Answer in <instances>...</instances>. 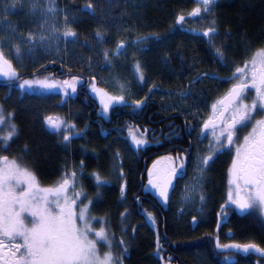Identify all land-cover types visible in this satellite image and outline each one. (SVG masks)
I'll return each instance as SVG.
<instances>
[{"label": "trees", "instance_id": "trees-1", "mask_svg": "<svg viewBox=\"0 0 264 264\" xmlns=\"http://www.w3.org/2000/svg\"><path fill=\"white\" fill-rule=\"evenodd\" d=\"M86 2H56L61 9L67 4L70 14L79 17L80 22L75 27L81 41L91 39L97 28L96 22L86 11H74L83 8ZM195 6L196 0H127L126 5L122 0L120 6L114 8L113 14L127 11L129 15L123 18L124 21L135 24L138 31L117 34L113 28L110 30L111 38L103 47L114 50L118 39L134 38L140 34L165 35L175 22V14L183 12L188 17L187 13ZM214 15L221 19L223 26L231 28V45L235 51H230L229 55L238 62L247 58L242 38L247 36L255 40L264 35V0H219ZM186 20L187 23L173 30L166 44L158 46L149 41L140 45L145 50L135 56V49L129 48L125 55L113 60L112 66L106 65L102 55L96 51L89 52L71 44L67 46L68 55L62 52L53 58L39 56L35 65L24 60L21 53L17 59L25 65L23 70H18L22 79H31L35 73L37 78L59 80L62 85L59 89H63L66 86L62 81L76 76V92L68 88L66 96L58 92L40 95L35 90L28 92L19 89L20 81L0 82V106L5 113H15V122L20 129L19 139L0 155H7L10 159L23 156L25 163H34L35 171L45 187L59 179L67 160L69 171L75 169L78 173L77 182L82 185V191L96 201L90 206V214L107 219L105 226L115 236L113 255H121L117 245L122 236L121 230H126L123 239L127 252L123 253V264H264V256L251 250L244 253L239 249L216 247L217 242L221 245L255 242L264 246V220L258 213H241L231 206H225L226 215H218L222 212L220 205L227 200L232 151L217 155L205 173L201 191L207 198L202 204L199 200L193 212L182 214L174 202L179 182L172 191L170 202L164 207L159 204L157 197L144 195L142 191V186L147 182L148 170L153 169L158 162L165 166H169L171 161L177 164L185 162V172L189 171L192 161L161 158H175L178 153L186 155L182 150L189 149V141L192 143L191 151L195 154L197 132L188 136L186 120L198 123L202 118H207L210 105L229 88L227 83L203 80L192 88L196 93H200L201 87L204 89L195 107H191L190 101L181 100L178 92L184 90L198 71L217 70L221 77L229 75L219 70L202 36L190 31L206 27L207 20ZM165 53L170 56L168 63L162 59ZM89 56L95 61L90 70L87 64ZM9 58L16 66L14 59ZM136 60L146 67L147 83L140 84L135 78ZM103 74H112L124 83H131L126 93L129 104L133 100L143 99L147 94L150 98L143 109L133 112L131 107L117 104L110 108L107 117H103L86 87L87 83H95L98 89L109 92L98 82ZM153 84L156 88L149 93ZM174 104L180 108L191 107L193 112L199 109V115L189 117L187 113L170 111ZM51 115L68 119L76 126L77 135L71 139L67 152L57 144L56 137L49 135L43 128L42 118ZM129 130L137 132L140 137H147V145L140 149L134 148L126 137ZM24 143H39L41 147L32 155L24 156L21 152ZM117 151L120 153L119 158L115 156ZM81 160L85 165L82 175L79 169ZM121 166L125 180L119 179ZM93 172H99L108 181L100 189L102 195L99 198L96 197L95 181L90 175ZM125 181L127 187L122 197L120 185ZM78 189L81 190L80 187ZM137 196L140 197L139 202L135 199ZM84 201L88 203L87 199ZM125 208L129 211L122 222L120 213ZM148 213L155 218V224L148 220ZM194 215L196 223L190 221Z\"/></svg>", "mask_w": 264, "mask_h": 264}, {"label": "snow or ice", "instance_id": "snow-or-ice-1", "mask_svg": "<svg viewBox=\"0 0 264 264\" xmlns=\"http://www.w3.org/2000/svg\"><path fill=\"white\" fill-rule=\"evenodd\" d=\"M122 0H87L83 8L74 9L75 12L86 11L88 16L97 24L91 39L79 38L76 30L80 20L74 14H70L69 6L59 8L55 0H48V5L42 6L39 0H0V25L5 28V34L0 35V76L8 81H22L18 84L22 91H32L33 88L51 90L58 87L61 82L52 78H37L35 73L31 79H22L17 67L9 58V53L14 50L17 58L20 57L22 49L29 53L37 48H42L51 55L53 51L61 52L63 43V54L68 55L67 46L85 48L89 52L96 51L102 55L106 65L112 66L116 57L125 55L129 48L135 49L133 56L145 49L140 45L149 41L155 42L158 46L166 44L172 32L177 26H183L188 21L183 12L175 14V22L170 27L169 33L159 35L157 33L140 34L134 38L118 39L114 50H109L103 46L111 38L110 30L115 28L117 34L137 32L135 24L127 23L124 17L129 15L127 11H121L114 15V8L120 6ZM125 5L127 0H123ZM17 7L28 8V15L35 17L39 13V19L25 23H32L34 28L25 30L17 22L13 24L9 20V15ZM217 7V0H196V6L187 13L188 17H199L207 20V26L201 29H191L193 34L200 35L205 44L212 52V59L219 66L220 71L229 73L221 77L217 70L197 72L192 77L189 84L178 95L182 101H190L191 107L196 106L200 94L204 92L203 87L200 93L192 91V88L203 80L218 81L227 83L230 87L224 94L219 96L211 104V111L207 118H202L200 122L193 123L186 120L188 136L197 133L200 139L196 142V152L193 155L192 143L189 141V149L182 150L186 155L173 157H162L167 160L195 161L194 170L197 175L194 177L195 188L202 189L205 183V173L210 169L211 164L217 158V153L222 149L235 147L232 156L231 166L228 170L227 200L220 205L222 210L218 215H226V205H234L241 212L255 210L261 217H264V35L255 40L244 36L242 44L245 56L239 62L229 55L230 51H235L232 47V31L230 27L222 25L221 19L214 15ZM211 17V18H209ZM62 18L63 23L58 21ZM223 27V33L221 28ZM26 32V34H25ZM218 38L219 42H218ZM256 45H259L256 47ZM5 46L9 52H5ZM255 50L253 51V48ZM248 53H251L248 56ZM63 59V57H62ZM168 63L170 56L165 53L162 57ZM55 62V61H53ZM95 61L91 56L87 58L89 70ZM43 67V65H42ZM135 78L140 84L147 83L146 67L136 60L134 63ZM78 78L72 76L65 79L62 84L66 86L62 90L68 95L67 89L76 92ZM92 92L100 97L102 109L107 114L114 105L125 104L133 109H143L150 98L147 94L143 99H136L128 103L127 91L131 88V83H120V94L110 95L103 89H98L94 84L90 85ZM156 85L149 88V93L153 92ZM251 99L249 101L250 94ZM191 107L180 108L174 104L170 111L187 113L189 117L199 115ZM8 123L6 134L0 136V152L8 151L12 143L19 139V126L15 122V113L7 112L0 106V124ZM42 124L45 132L55 136L57 144L66 152L71 143L72 137L68 134L74 132L75 124L68 119L53 118L44 116ZM211 139L206 149H200L199 145L203 139ZM242 140H241V134ZM62 137V139H61ZM133 143L137 149L147 145L148 138L133 137ZM41 145L24 143L21 152L24 156L37 152ZM119 158L120 153H115ZM35 164L24 162V157L9 158L7 155H0V264H123V253L127 252L122 229V236L117 247L120 248L121 255H113L114 234H110L107 227L106 217H95L91 213V205L95 200L87 197L82 191V185L77 184L78 173L75 169L69 171L68 161L65 160L64 171L59 179L49 186H42L41 180L35 171ZM84 161H80L79 169L82 175ZM155 167V165H154ZM186 163L175 164L164 174H154L153 169L148 170V185L155 190L156 196L165 204L170 202L171 192L174 191L171 177L177 175V169L183 170ZM94 179L96 197L102 194L100 189L108 181L103 179L99 172L90 174ZM119 179L125 180L123 167L119 172ZM77 187L81 190L77 191ZM127 182L120 185L121 196H124ZM147 187V186H145ZM186 185V193L193 191ZM71 193V195H70ZM187 198V196H186ZM207 197L200 192L199 200L201 204ZM88 203L85 204L84 200ZM139 202L140 197L137 196ZM128 209L125 208L120 213L121 221L127 218ZM148 218L153 224L156 223L151 213ZM93 221H98L102 226L96 228ZM196 223V216L192 217ZM134 231V230H133ZM103 242V244H101ZM106 246L107 251L102 254L100 247ZM216 247L234 248L248 253L250 250L264 256V246L255 242L245 244L221 245L217 242Z\"/></svg>", "mask_w": 264, "mask_h": 264}, {"label": "rangeland", "instance_id": "rangeland-1", "mask_svg": "<svg viewBox=\"0 0 264 264\" xmlns=\"http://www.w3.org/2000/svg\"><path fill=\"white\" fill-rule=\"evenodd\" d=\"M219 0H217L218 2ZM55 2H57V0H55ZM39 3L42 5V6H47L48 5V0H39ZM28 8H20V7H17L16 9L13 10V12L9 15V20H11L13 22V24H16L17 22L20 23V26L22 28H24L25 30L29 29V28H34L35 25L32 24V23H25V20H28V21H31L33 19H39V13H37V15L35 17L31 16V15H28ZM199 17H186V19H190V20H195V19H198ZM19 20H22V22H20ZM59 23H63V20L62 18L58 21ZM24 25V26H23ZM177 27H181V26H177ZM5 34V28L3 25H0V35H4ZM26 34V32H25ZM63 49H64V45L63 43L61 44V52L60 53H56L55 51H53L51 53V55H49L48 53H46L44 51V49L42 48H37L35 49L33 52L29 53L27 51H24L22 49L21 53L24 55V60L26 61H29L28 63L30 65H35L36 63V60L39 56H47V57H57L58 54H61L63 52ZM5 52H9V49L7 46H5ZM9 57H12L14 59V62L16 63V67L17 69H22L23 70V67H25V65L21 64V62L17 59L16 57V54L14 52V50L12 52L9 53ZM41 79V78H40ZM57 82H60L59 80H55ZM0 82L1 83H9L10 81H8L5 77L3 76H0ZM22 82V81H20ZM19 82V83H20ZM99 84H101L102 86H104L105 88L108 89L110 95H115V94H120V83H124L123 81H121L120 79H116L112 76V74L110 76H104V74L102 76L99 77ZM82 81H81V85H82ZM94 84L95 87L97 88L96 84L95 83H87L86 84V87H87V90L88 92L91 94V96L96 100L99 108H100V114L103 116V117H107L108 113L105 114L103 112V109H102V104H101V101H100V97L92 92L91 90V87L90 85ZM62 88V85L60 83V85L58 87H55L51 90H42V89H39V88H33L32 91H36L38 92V94L42 95L44 93H47V92H58V93H61L63 96H66L64 91L62 89H59V88ZM32 91H28V92H32ZM67 92H69V89H67ZM127 95V94H126ZM74 96V95H72ZM26 110H28L27 108H25ZM52 116V115H51ZM53 118H59L57 116H52ZM8 130V123H4V124H0V136L6 134ZM72 138L74 136L77 135V132H76V129L74 130V132H70L68 133ZM127 134V138L129 140V143L137 149V146L133 143V137L136 136L138 138H143V137H140L138 135L137 132L133 131V130H129ZM200 139L198 137V135L196 136V139H195V144L197 142V140ZM209 138H206L203 140V142L199 145V148L200 149H206V147L208 146L209 144ZM142 148V147H141ZM219 153V152H218ZM217 153V154H218ZM235 153V151L233 152V154ZM177 164L176 161H171L170 162V165L167 166L169 167V169H171L172 167H174V165ZM194 164H195V161L193 160L192 163H191V167L189 169V171H187V173L183 170H178L179 174L181 173V176L183 177L180 181H179V185H178V193L176 194L177 195V198L174 199V202L175 204L177 205V207L179 208V210H181L182 214H186V213H189V212H193L195 209V207H197L198 205V202H199V195H200V192H201V189H196L195 188V180H194V177L197 175V173L195 172L194 170ZM165 166V165H164ZM231 166V165H230ZM166 169V166L164 167V170ZM228 179H229V175H228ZM78 184V182H77ZM186 185L189 186V188L191 189H194L193 191H188L186 193ZM77 191H79L78 187L76 189ZM228 190H229V185H228V189H227V193H228ZM71 195V193H70ZM187 196V198H186ZM85 204L86 201H84ZM226 206H231L232 208H235L234 205H226ZM236 209V208H235ZM254 212L255 210H250L248 212ZM256 213H258L257 211H255ZM259 214V213H258ZM262 219L264 220V217H262ZM148 220H150L148 218ZM191 222L192 221V218L190 219ZM93 224L96 228H99L101 227L102 225L98 222V221H93ZM101 244H103V242H101ZM107 247L106 246H102L100 247V252L101 254L104 252V251H107ZM199 261H200V258H199Z\"/></svg>", "mask_w": 264, "mask_h": 264}, {"label": "flooded vegetation", "instance_id": "flooded-vegetation-1", "mask_svg": "<svg viewBox=\"0 0 264 264\" xmlns=\"http://www.w3.org/2000/svg\"><path fill=\"white\" fill-rule=\"evenodd\" d=\"M229 87H230V85H229ZM251 95H254V93H251L250 94V97H249V101H250V99H251ZM215 102V101H214ZM213 102V103H214ZM210 111H211V105H210V107H209V112H208V114H207V116L209 115V113H210ZM199 132V130L197 131V133ZM243 134H246V133H242L241 134V140H242V136H243ZM208 138L209 139H211V134L209 133L208 134ZM204 140V139H203ZM228 151H232V154H233V152L235 151V147L234 146H232V147H230V148H225V149H222L217 155H220V154H223V153H226V152H228ZM234 155V154H233ZM231 162H232V160H231ZM180 162H178V164H179ZM157 165H162V170L164 171V173H166L169 169H165L164 170V163H162V162H158L157 164H156V166ZM230 165H231V163H230ZM229 168H230V166H229ZM178 170L179 169H177V175H175V181H174V186L173 187H175L176 186V183H178L179 182V180H181L183 177L181 176V173L179 174V172H178ZM183 171H185V169H183ZM146 178H148V177H146ZM173 191V190H172ZM171 194H172V192H171ZM171 198V197H170ZM167 206V205H166Z\"/></svg>", "mask_w": 264, "mask_h": 264}, {"label": "water", "instance_id": "water-1", "mask_svg": "<svg viewBox=\"0 0 264 264\" xmlns=\"http://www.w3.org/2000/svg\"><path fill=\"white\" fill-rule=\"evenodd\" d=\"M153 172H154V174H157V173H159V174H163L160 166L157 167L155 170H153ZM171 179H172V185H173V184H174V180H175V176L171 177ZM145 186H147V187H144V194H145V195H148V196H153V194L155 193V190H153V189L151 188V186L148 185V182H147V184H146ZM171 190H172V188H170V192H171ZM159 199H160V198H159ZM160 204H161L162 206H165V205H166L165 203H163V202L161 201V199H160Z\"/></svg>", "mask_w": 264, "mask_h": 264}, {"label": "bare ground", "instance_id": "bare-ground-1", "mask_svg": "<svg viewBox=\"0 0 264 264\" xmlns=\"http://www.w3.org/2000/svg\"><path fill=\"white\" fill-rule=\"evenodd\" d=\"M99 218V217H98ZM239 227V226H238ZM243 229V228H242ZM212 234V233H211Z\"/></svg>", "mask_w": 264, "mask_h": 264}]
</instances>
